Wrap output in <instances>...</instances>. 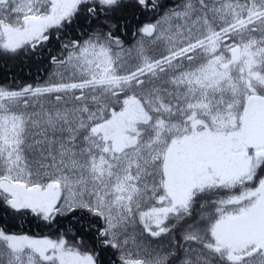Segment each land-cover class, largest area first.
<instances>
[{"label":"snow or ice","instance_id":"obj_1","mask_svg":"<svg viewBox=\"0 0 264 264\" xmlns=\"http://www.w3.org/2000/svg\"><path fill=\"white\" fill-rule=\"evenodd\" d=\"M0 264H264V0H0Z\"/></svg>","mask_w":264,"mask_h":264}]
</instances>
